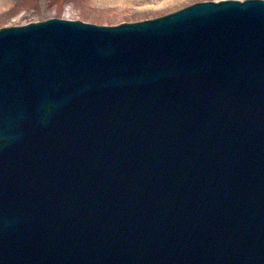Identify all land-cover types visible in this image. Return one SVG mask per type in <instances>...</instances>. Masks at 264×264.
Returning <instances> with one entry per match:
<instances>
[{
    "label": "water",
    "instance_id": "water-1",
    "mask_svg": "<svg viewBox=\"0 0 264 264\" xmlns=\"http://www.w3.org/2000/svg\"><path fill=\"white\" fill-rule=\"evenodd\" d=\"M0 264H264V0L1 27Z\"/></svg>",
    "mask_w": 264,
    "mask_h": 264
},
{
    "label": "rangeland",
    "instance_id": "rangeland-1",
    "mask_svg": "<svg viewBox=\"0 0 264 264\" xmlns=\"http://www.w3.org/2000/svg\"><path fill=\"white\" fill-rule=\"evenodd\" d=\"M201 1L207 0H0V28L63 15L117 25L159 17Z\"/></svg>",
    "mask_w": 264,
    "mask_h": 264
}]
</instances>
